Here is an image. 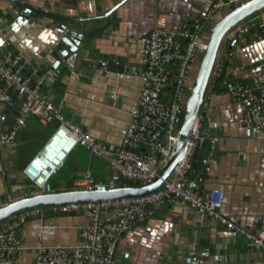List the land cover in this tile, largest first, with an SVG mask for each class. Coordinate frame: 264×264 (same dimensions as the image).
I'll list each match as a JSON object with an SVG mask.
<instances>
[{
    "label": "crops",
    "instance_id": "obj_1",
    "mask_svg": "<svg viewBox=\"0 0 264 264\" xmlns=\"http://www.w3.org/2000/svg\"><path fill=\"white\" fill-rule=\"evenodd\" d=\"M20 1L44 12L80 19L104 14L122 0ZM211 1L125 0L107 17L73 23L88 44L83 57L72 66L64 62L58 66V73L49 69L46 75L36 76L32 71L25 73L26 77L66 119L103 145L117 146L143 86L140 36L157 28L176 31L202 19ZM22 10L11 0H0V51L9 48L21 52L37 68L55 47L61 21L42 14L22 15ZM215 15L217 12L210 20ZM207 24L205 20L203 27ZM254 37L241 34L233 47H227L235 53L232 59L226 58L230 75L216 92L207 93L201 105L205 115L202 131L218 136L219 141L212 170L200 188L222 189V211L257 232L264 226V130L258 138L252 137L241 122L244 106L226 92V85L234 79L251 82L259 73L264 75V39ZM112 85L120 91L115 100L108 96ZM15 99L17 103L21 96ZM5 110L0 106V130L7 129L13 121ZM55 126L56 123L43 126L30 116L13 143L3 149L5 175L0 176V205L6 203V184L25 181L22 168ZM61 170L68 178L51 183L56 191L70 189L73 179L86 170L96 179L109 175L106 162L81 147L68 154ZM37 209L39 213L30 216L18 231L23 248L13 260L0 259V264H28L40 244L79 242L80 227L87 223L83 213L62 212L54 206ZM112 259V264H264V252L193 208L166 204L124 234Z\"/></svg>",
    "mask_w": 264,
    "mask_h": 264
},
{
    "label": "built area",
    "instance_id": "obj_2",
    "mask_svg": "<svg viewBox=\"0 0 264 264\" xmlns=\"http://www.w3.org/2000/svg\"><path fill=\"white\" fill-rule=\"evenodd\" d=\"M246 1L212 0L202 19L186 23L176 31L157 28L140 36L143 86L130 113L124 136L117 146H105L84 132L66 119L36 86H32L25 69L32 66L35 73L37 68L24 54L9 48L0 51V106L4 109L12 107L16 96H24L11 125L0 130V176L5 175L2 151L13 143L30 116L43 126L56 123L40 150L22 168L25 181L6 184V203L53 192L52 177L61 170L68 154L77 147L106 162L109 175L105 179H96L90 170H86L73 179L72 189L102 191L145 184L157 176L179 140L183 102L191 89L192 64L198 52L206 48L202 37L204 21L225 7L233 8ZM236 34H252L254 40L264 39V13L229 33L225 40L226 48L234 45L232 41ZM234 56V50L221 53L207 93L216 92L222 76L230 75L223 68V62ZM119 92L116 85L108 88L110 99L115 100ZM226 92L233 101L244 106L241 122L249 128L252 137L258 138L264 130V75L259 73L251 82L234 79L226 85ZM204 119L205 115L199 111L182 159L157 190L141 196L54 206L58 211L81 212L86 216L87 223L80 227L79 242L75 245L40 244L36 247L35 258L28 264H112L113 252L124 234L166 204L193 208L243 236L250 245L264 252V226L252 232L236 223L222 211V189L200 188L212 170L219 141L218 136L202 131ZM38 213L37 208L23 210L0 222V259L15 258L23 248L18 236L19 229L30 216ZM109 213L111 217L106 216Z\"/></svg>",
    "mask_w": 264,
    "mask_h": 264
},
{
    "label": "water",
    "instance_id": "obj_3",
    "mask_svg": "<svg viewBox=\"0 0 264 264\" xmlns=\"http://www.w3.org/2000/svg\"><path fill=\"white\" fill-rule=\"evenodd\" d=\"M11 1L23 8L22 15L29 16L35 13V15L38 16L39 14H42L61 21L57 29L60 37L56 42L55 47L44 56L35 71L36 76H41L46 75L49 69L52 72L58 73V66L60 64L66 62L68 65L72 66L77 58L83 57L84 47L87 46L88 42L84 39L83 34L76 30L73 23H81L95 18L107 17L125 0L120 1L114 6V8L104 14H99L97 17L80 19L67 18L64 16L61 17L44 12L43 10L35 8L20 0ZM262 13H264V0H248L233 8L225 7L217 12V15H215L211 20H207L208 24L203 27L202 32L206 48L203 51L198 52L192 64L191 77L189 81L191 89L188 93H186L185 100L183 102V115L179 127V140L167 163L159 170L157 176H155L151 181L136 186H119L102 191L69 189L20 198L0 206V222L18 214L23 210L41 206H57L67 203L120 199L132 196H141L157 190L162 185L163 181L173 172L174 168L177 166L185 153L186 142L191 136V128L206 97L209 82L219 60L226 37L229 33L235 30L237 26L250 21ZM233 42L235 43L236 39H234ZM32 71V66L25 69L26 74H31ZM23 101L24 96H21V101L15 103L12 108L8 107L5 110L6 114H9V118L11 120L18 115ZM115 252L116 249L113 252L112 258L114 257Z\"/></svg>",
    "mask_w": 264,
    "mask_h": 264
},
{
    "label": "rangeland",
    "instance_id": "obj_4",
    "mask_svg": "<svg viewBox=\"0 0 264 264\" xmlns=\"http://www.w3.org/2000/svg\"><path fill=\"white\" fill-rule=\"evenodd\" d=\"M64 178H68L66 173L64 171H59L55 176L52 177L51 179V183L55 180V179H64ZM54 187V186H53ZM55 189H57L55 187Z\"/></svg>",
    "mask_w": 264,
    "mask_h": 264
},
{
    "label": "trees",
    "instance_id": "obj_5",
    "mask_svg": "<svg viewBox=\"0 0 264 264\" xmlns=\"http://www.w3.org/2000/svg\"><path fill=\"white\" fill-rule=\"evenodd\" d=\"M57 16H59V15H57ZM62 17V16H61ZM230 63H229V60H227V59H224V62H223V68L224 69H226L227 68V66L229 65ZM226 76H222V78H221V82H220V84L217 86V88L218 87H221L220 85H221V83L223 82V79L225 78ZM70 189H72V188H70ZM67 190H69V189H67ZM56 191V190H55ZM57 191H59V190H57Z\"/></svg>",
    "mask_w": 264,
    "mask_h": 264
},
{
    "label": "bare ground",
    "instance_id": "obj_6",
    "mask_svg": "<svg viewBox=\"0 0 264 264\" xmlns=\"http://www.w3.org/2000/svg\"><path fill=\"white\" fill-rule=\"evenodd\" d=\"M236 37H238V35H237V36L235 35V38H234V39H236ZM234 39H233V41H234ZM233 41H232V42H233ZM233 44H234V42H233ZM205 45H206V44H205ZM231 47H233V46H230V48H231ZM225 50H228V49L225 47V43H224V46H223V49H222L221 53H222L223 51H225ZM220 55H221V54H220ZM30 83H31V82H30ZM32 86H33V85H32ZM13 120H14V119H13ZM55 175H56V174H55ZM134 186H136V185H134ZM54 191H55V190H54ZM54 191H53V192H54ZM9 202H10V201H9ZM7 203H8V202H7ZM4 204H6V203H4ZM4 204H3V205H4ZM1 206H2V205H1ZM37 208H38V207H37ZM33 209H34V208H33ZM13 216H14V215H13ZM11 217H12V216H11ZM9 218H10V217H9ZM7 219H8V218H7ZM5 220H6V219H5ZM3 221H4V220H3ZM116 248H117V247H116Z\"/></svg>",
    "mask_w": 264,
    "mask_h": 264
}]
</instances>
